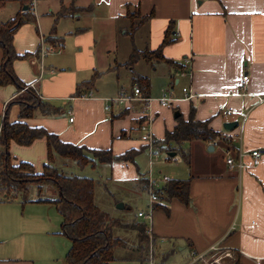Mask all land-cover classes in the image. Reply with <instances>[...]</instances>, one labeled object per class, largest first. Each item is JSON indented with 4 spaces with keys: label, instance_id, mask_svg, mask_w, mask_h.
Wrapping results in <instances>:
<instances>
[{
    "label": "crops",
    "instance_id": "obj_1",
    "mask_svg": "<svg viewBox=\"0 0 264 264\" xmlns=\"http://www.w3.org/2000/svg\"><path fill=\"white\" fill-rule=\"evenodd\" d=\"M9 3L19 4L13 18L19 12L28 11L35 20V23L23 24L13 36L15 53L29 56L25 60L14 61L13 72L26 88L34 84V89H30L36 96L57 109L56 114L51 115H41L35 109L33 117L25 120V123L29 127L45 128L62 142L90 150H110L113 156L141 148H145L143 151L148 153L146 143L140 140L142 145L138 147L139 142L132 140L136 132L141 139L140 127L144 120L145 104L135 100L138 98L134 95L137 86H134L133 80V90L129 94L120 91L118 97L108 99L93 88L88 95L72 97L76 86L86 82L79 74L91 70L96 63L100 64L98 34L101 30L105 32L103 36L109 38L104 51L113 48L117 31L124 29L118 22L125 18L126 5L137 6L141 16L153 14L144 24L147 27L149 46L146 49L149 51L159 47L167 27L172 23V37L175 41L163 49L162 55L182 66L184 71H176L169 66L165 69L167 75L161 74V77L168 81L172 91L174 86L182 84L181 89L189 87L194 97L183 100L182 90L180 98L172 97V91L168 92V96L162 91V97H171L177 101L167 107H162L156 101L150 104L153 138L157 143L153 133V124L157 118L161 119L162 115L170 121L168 128L164 129V136L165 132H171L176 125L177 114L187 119L190 107L195 109L196 120L207 121L212 131L234 138L230 140L229 146L218 140L210 144L200 142L202 149H207L209 153H213L214 146L218 145L222 160L209 171L191 174L188 169L185 176L176 179L190 180L188 206L177 199L157 202L162 205L154 208L152 247L163 251H171L172 248L185 250L188 264L191 251L204 252L217 244L231 249L233 260L238 259L240 264H264V0H59L53 10L48 7L45 16H49L51 22L53 18L56 22L61 19L74 22L65 34V39L55 33V27L46 30V37L39 31L37 21L44 14L39 17L36 12L33 13L32 0L27 4L26 11L23 10L26 3L21 0ZM52 32L55 39L53 45L44 39L49 38ZM40 38H43L42 46ZM44 46L48 48L44 49ZM65 46L66 58L73 57L75 69L59 72L50 69L46 75L43 59L47 52L62 55ZM40 49L44 52L43 56ZM2 60L3 52L0 50V65ZM185 60L190 63L186 64ZM245 75L249 79L242 85L241 79ZM16 94L14 86L0 87V126L5 113L9 115ZM139 97L146 96L140 92ZM119 98L125 100L119 101ZM148 98L152 99L150 90ZM109 102L117 105L115 110L114 106H109ZM63 104L64 110L59 114L61 107L57 106ZM219 107L223 109L219 110ZM12 108L13 117H8L9 122L17 120L18 107L15 105ZM226 111L231 113L227 114ZM125 120L130 122L126 124ZM225 124H235V127L228 132L224 128ZM210 147L212 151L208 150ZM227 147L241 149L246 154L259 150L263 158L258 166L239 172L225 164L224 150ZM156 149H159L158 146ZM8 151L13 165L27 162L37 173L47 163L44 139L36 140L27 147L11 142ZM136 158L134 163L115 162L96 166L97 170H101V166L105 169L101 186L113 198V205L120 202L115 199V195L119 194L116 191L120 182L126 184L120 187L126 196L138 198L146 193L143 181L148 177L140 173ZM250 161L246 155L245 164ZM53 166L64 176L87 178L73 173V169L78 167L74 162L58 156H54ZM88 167L92 170L96 168L91 165ZM129 181L134 183L131 185ZM96 185H99L98 182ZM47 186L51 195L42 200H56L58 190L52 185ZM111 187L115 189L110 191ZM38 199L40 197L26 204L0 201V264H66L65 257L71 243L69 241V247L65 248V236L60 234L59 228L62 221L59 225L54 214L58 212L52 204L36 203ZM122 202V210L115 206L114 213L101 210L113 219L127 222L122 215L126 200ZM25 205L30 206L25 208ZM52 207L55 212L51 210ZM33 225H37L43 242L48 244V239H51V247H33L30 229ZM131 231L138 245L136 232ZM49 233L51 236L46 235ZM165 254H162V258Z\"/></svg>",
    "mask_w": 264,
    "mask_h": 264
},
{
    "label": "trees",
    "instance_id": "obj_2",
    "mask_svg": "<svg viewBox=\"0 0 264 264\" xmlns=\"http://www.w3.org/2000/svg\"><path fill=\"white\" fill-rule=\"evenodd\" d=\"M12 1L14 0H0V11ZM125 8L124 17L130 23L131 36L153 17V14L141 16L137 6L126 5ZM27 23H35L28 11L19 12L13 19L0 23V50L3 52V60L0 65V87L12 84L16 86L17 94L12 102L18 107L17 120L9 122L8 113H5L0 126V201H18L20 204H26L31 202L27 199L31 185L36 184L39 192L42 186H54L59 192L56 200L38 199L35 202L52 204L60 215L62 220L60 234L64 235L71 243L65 257L66 264H111L115 261V250L125 245L126 239L123 237L131 230L136 232L138 247L143 254V251L148 248L149 236L146 224L144 222L127 224L111 218L94 202L96 187L94 180L64 176L53 166V160L54 156H58L61 159L74 162L81 168L88 165L93 167L111 165L115 162L134 163L135 158L145 148L129 150L120 156H113L110 150H90L83 146L62 142L57 135L49 133L45 128L29 127L25 123V120L33 117L35 109L41 110L43 115L56 114L57 112V109L41 101L30 88H26V85L13 72L14 61L25 60L29 57L28 54H16L13 48L14 34L23 24ZM172 32L173 25L170 23L162 43L153 51L147 49L138 51L133 44L132 37L133 51L127 65L131 66L143 60L147 64L164 63L175 68L176 71H184L182 66L167 60L162 55L163 49L175 41ZM53 34L52 32L49 38L47 37V41L55 40ZM53 43L54 41L52 45ZM99 76L100 74L94 73L90 80L77 85L72 97L88 95ZM132 80L141 94L148 98L149 79L138 75ZM208 125L207 121L196 120L195 109L190 107L187 119L184 120L179 114L173 130L165 132L163 143L175 144L180 147L184 143L192 141L210 144L218 140L229 146L230 142L225 140L224 135L212 131ZM41 139L46 142L47 163L42 167L40 173H37L34 167L27 162L12 164L8 151L11 142L21 147H27ZM155 145L158 146L157 143ZM143 183L145 190L147 189V180L144 179ZM189 185L190 180H169L156 191L158 201L177 199L188 206L190 203ZM161 205V203H156L154 208ZM123 234L124 236H122ZM233 264H240V262L236 259Z\"/></svg>",
    "mask_w": 264,
    "mask_h": 264
},
{
    "label": "rangeland",
    "instance_id": "obj_3",
    "mask_svg": "<svg viewBox=\"0 0 264 264\" xmlns=\"http://www.w3.org/2000/svg\"><path fill=\"white\" fill-rule=\"evenodd\" d=\"M23 2H26L27 4H30V0H21ZM59 0H35L34 1V11L40 16V14H44V17H41L39 20L37 18V25L38 28H40V32L44 33L46 37V30L52 29L55 27V33L58 36H61L62 39H65V34L67 31L73 27L74 22L71 20H54L55 18L51 19L49 16H45V14L48 12V7H51L53 10L54 7L58 4ZM24 4V5H27ZM19 4L18 3H8L5 5V7L0 11V23L6 22L10 19H13L15 11L18 9ZM133 10V8H132ZM70 14V12L68 13ZM67 15V14H63ZM51 23V26L48 24ZM120 25H123V30L117 31L116 34V40H113L115 45L113 44V48L104 51L105 46L108 44V36L104 37L103 31L101 30L98 34V40H99V48L101 51L100 57L98 58L100 60V64L96 63L94 68L91 70H87L83 73H80V78H85V81H88L92 78L94 73L101 74L102 72L104 74L100 75L98 80L94 83V88L96 91L99 92V95H104L108 97V99L118 97V93L120 91H125L127 94H129L132 90V79L136 76H142L149 79L150 83V96L152 99L160 98L162 97V94L165 91V95L168 96V92L172 91L171 87L168 85V81L161 77V74L167 75L165 69L169 66L164 64H147L143 60H140L139 62L132 64L131 66H128L127 63L131 60V54L133 51V45L131 38L134 37V44L138 51H144L147 46V27L146 25H143L135 35L131 36V29H130V23L127 19L123 18L120 22H118ZM43 28V30L41 29ZM125 30L127 31L126 34H124ZM61 33L62 35H59ZM47 40V38H45ZM54 40L49 41L52 45V42ZM38 44V43H37ZM46 47V48H45ZM47 46H44V49H47ZM41 51V49H40ZM66 46L64 47V52L62 55H57L56 53H50L47 52L45 58L43 59V66L45 67V74L47 75L48 71L51 69L54 72L59 71H68V69H75V62L72 61V58H66ZM154 65V66H153ZM24 68H26V65H23ZM128 66V67H127ZM116 68L117 70L113 69ZM108 69H113L111 71H107ZM36 70V74H37ZM47 78V77H45ZM182 85V84H181ZM181 85L174 86V90L172 91V97L174 98H180L181 97ZM14 86L16 89L15 85ZM142 88V86H141ZM17 90V89H16ZM163 91V93H162ZM112 101V100H109ZM56 104V103H55ZM109 106H114V110L117 105L109 102ZM58 105V104H57ZM182 104H180L181 107ZM15 104L10 106L9 115L8 117L11 119L13 117V110ZM57 107H61L59 109V114L61 111L64 110L65 105H60ZM158 107V106H157ZM55 108V107H54ZM183 109V107H181ZM67 110V108L65 109ZM39 113L42 115V111L38 110ZM12 115V116H11ZM161 119L157 118L154 121L153 124V133L157 137V144H158V152L152 157L151 162V176L152 179L158 182V187H160L163 183L160 181L163 177H166L168 179H178L181 176H185L187 174V170H191V174L197 173V172H206L209 171L211 168H215V166L218 165V161L222 160V154L220 151V147L218 145L214 146L215 151L213 153H209L207 149H202V143L198 141H193L191 143H184L180 147L176 146L175 144H164L163 143V132L165 128H168L169 126V120H165L163 116L161 115ZM172 120V118H171ZM126 124H128L130 121L125 120ZM140 137V134H139ZM138 137L137 132L133 135L132 140H136L139 142L138 147L142 145L141 139ZM144 143V142H143ZM171 153H175L173 157L168 156ZM149 155L146 151H143L140 153V155L136 158V163L139 168L140 173L143 175H146L148 177V170H149ZM101 170H97L98 167L94 168L92 170L90 167L85 166L83 168L76 167L73 169V173L76 175H84L87 178H91L94 180V182L99 185H96L95 187V193H94V202L96 206L100 209H102L105 212L114 213V206L116 208V205L114 204L113 198H111L108 195V192L105 191L101 183H103V179L105 177V169L100 167ZM133 168V167H132ZM124 173V171H123ZM74 176V175H72ZM186 180V179H185ZM133 181H129V184L132 185ZM134 183V182H133ZM119 186L118 190L116 191L119 194L115 195V199L117 201L122 202V200H126L125 206L126 208L122 211V215L124 219H127V224H134V222H144V220L137 218L138 210H146L147 205V194H142L138 198H132L130 196H126L124 194V191L122 192L120 187L121 185H126L124 183L117 184ZM109 188V186H107ZM126 188V186H124ZM112 189H115V187H111L110 191ZM114 191V190H113ZM51 195V191L49 187L42 186L40 189V192L38 190V186L36 184H33L29 188V194L27 196V199L34 200L38 197L40 199H46L49 198ZM119 202V203H120ZM123 203V202H122ZM2 206V205H0ZM27 208L30 205H25ZM53 212H55L54 207L51 209ZM57 217V222H59L60 225V216L56 215V212L54 213ZM54 216V215H53ZM53 224V220H52ZM58 225V227H59ZM45 227L48 229V227L45 225ZM51 227V226H50ZM60 228V227H59ZM58 228V229H59ZM31 229V244L34 248H38L41 245L49 246L51 247V239H48V244L43 242L39 236V231L37 225H33ZM148 230V229H147ZM41 231V230H40ZM48 236H51V234H46ZM124 235V234H123ZM133 233H129L125 240V245H122L121 247H118L115 250V261L111 264H149L151 261L152 256V263L153 264H186L187 259V252L179 251L178 248H172L171 251H163V250H157L158 248L153 249V247L150 248V244H152V237L151 234L147 232L148 238V248L146 250L140 251L138 245H136L134 238L131 236ZM124 238V237H123ZM64 244L66 245L65 248L69 247V240L64 237ZM1 246V243H0ZM154 250V252H153ZM164 257L162 258V254Z\"/></svg>",
    "mask_w": 264,
    "mask_h": 264
},
{
    "label": "built area",
    "instance_id": "obj_4",
    "mask_svg": "<svg viewBox=\"0 0 264 264\" xmlns=\"http://www.w3.org/2000/svg\"><path fill=\"white\" fill-rule=\"evenodd\" d=\"M35 0H32V5L34 4ZM33 13L34 11V5H33ZM41 46L43 45V38H40ZM44 55V52L41 51V56ZM185 63L188 64L190 63L189 60H185ZM248 76L245 75L241 79L242 85L246 84L248 82ZM28 88H33L34 89V84H30ZM182 94H183V100H190L194 96L191 93V90L189 87H184L181 89ZM139 90L136 88L134 90V95L138 97L137 101L143 102L145 104V114L144 120L141 124L140 131H141V140L146 143L147 146V151L149 155V170H148V178H147V189H146V194H147V206L146 210L140 211L137 213V218L144 220V223L147 226L148 233L151 234V226H152V220H153V213H154V206L158 202L157 194L156 191L158 189H161V187H158V182L152 179L151 176V166L152 162L151 159L154 157L156 154V141L153 138L152 135V123H153V116L151 114L150 110V104L153 101L158 102L162 107H167L171 103L176 102L177 99H172L171 97L165 98L161 97L158 99H151V98H140L139 97ZM119 101H123L125 99L119 98ZM222 107H219V110H222ZM227 114H230L231 111H226ZM70 122H72V118L69 119ZM226 141H229L233 139V136H223ZM250 157V163L245 164L244 158L245 156ZM263 158L262 153L259 150H252L246 154L243 150L241 149H235L231 147H227L224 150V161L227 167L229 168H236L237 171L242 172L243 170L247 168H253L256 167L260 164L261 160ZM168 178L163 177L162 180L160 181L163 184H166L168 182ZM152 247V244H150V248ZM232 250L220 245H213L211 246L208 250L204 252H190V259L188 264H233V254ZM149 264L152 263V256H151V261Z\"/></svg>",
    "mask_w": 264,
    "mask_h": 264
},
{
    "label": "water",
    "instance_id": "obj_5",
    "mask_svg": "<svg viewBox=\"0 0 264 264\" xmlns=\"http://www.w3.org/2000/svg\"><path fill=\"white\" fill-rule=\"evenodd\" d=\"M27 9H28V6H27V5L23 7V10H24V11H26ZM178 116H179V114H177V117H178ZM234 127H235V124H225V126H224L225 130L228 131V132L231 131ZM208 150L212 151L213 148L210 147ZM174 155H175V153H171V154H169L168 156L173 157ZM123 207H124V206H123L122 203H119V204H117V206H116V208L119 209V210H122Z\"/></svg>",
    "mask_w": 264,
    "mask_h": 264
}]
</instances>
